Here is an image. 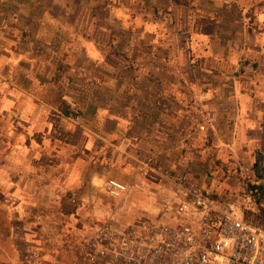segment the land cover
<instances>
[{
  "label": "crops",
  "instance_id": "0c3cea01",
  "mask_svg": "<svg viewBox=\"0 0 264 264\" xmlns=\"http://www.w3.org/2000/svg\"><path fill=\"white\" fill-rule=\"evenodd\" d=\"M9 5L0 6V204L14 227L3 264L38 250L15 220L36 216L50 235L38 208L68 193L99 204L84 192L104 190L108 177L148 194V173L185 164L207 191L197 163L224 145L264 166V0ZM59 76L68 77L64 87ZM159 197L179 196L169 186ZM82 206L67 218L78 219Z\"/></svg>",
  "mask_w": 264,
  "mask_h": 264
},
{
  "label": "rangeland",
  "instance_id": "374dc122",
  "mask_svg": "<svg viewBox=\"0 0 264 264\" xmlns=\"http://www.w3.org/2000/svg\"><path fill=\"white\" fill-rule=\"evenodd\" d=\"M7 1L10 4V9L13 3L18 2V0H0V6L4 2L6 4ZM58 1L65 2V0ZM0 9L2 8L0 7ZM13 10H9L6 14V19L10 24L16 23L17 16L12 13ZM61 17L65 22H69L62 15ZM24 32L31 35L33 31L30 28H24ZM60 77L55 83L64 87L68 83V77L62 79V83ZM189 97H194V95L189 94ZM204 142L208 143V140L203 139L202 144ZM216 142L218 144L219 141ZM181 149V155L184 158L191 153L186 149V146ZM204 151L205 160L203 163H197V166L203 173L209 175V178L203 182L207 192L215 199L231 205L238 210L236 212H239V210L244 211L250 220L257 221L261 219L264 209V166L259 165L258 158L251 160L245 157L240 150L225 145L219 156L217 150L207 149ZM148 174L154 182V187L148 189L150 191L148 194H145L147 192L142 188H134L133 191L128 190L127 187V191L120 198L112 199L105 194L103 187H100L84 192L88 196L96 197L99 204L89 202L82 206L80 196L77 195L76 200L73 201L69 199L68 193L64 195L62 204H51L46 205L44 208H38L40 212L43 211L47 225L53 231L50 235L41 226L44 222L43 219L29 216L24 222L15 220V227L18 231L24 226L26 235L21 234L23 239L26 242H32V245L38 244L35 245L38 250L34 251L31 248L29 250L28 246L26 254L20 257V259L23 257L20 264H84L85 251L83 249L90 247L91 250H95L93 244H97L99 240L98 230L96 229L103 223L109 225L112 230H116L144 218L166 221L171 214V209L177 205L178 200L172 198L169 201H162L158 198H160L159 194L164 192L165 189L174 186L155 173ZM122 182L127 185L126 182ZM84 193L80 195H85ZM143 194L147 195V198L154 203L155 207L144 205L145 196ZM81 206L78 219L71 220L67 218L69 213L75 211L76 207ZM2 207L0 204V264H3L6 259L5 252L2 251V246L6 244V235L14 227L11 221L5 217V206ZM5 231L7 234H5ZM16 243H19L21 250L25 249L26 245L21 239L15 241ZM18 257L16 255V258Z\"/></svg>",
  "mask_w": 264,
  "mask_h": 264
},
{
  "label": "built area",
  "instance_id": "2783aa9c",
  "mask_svg": "<svg viewBox=\"0 0 264 264\" xmlns=\"http://www.w3.org/2000/svg\"><path fill=\"white\" fill-rule=\"evenodd\" d=\"M158 175L179 196L168 219L144 218L116 230L103 223L95 250L83 249L84 264H264L263 225L211 196L185 164ZM126 191L115 178L104 184L112 199Z\"/></svg>",
  "mask_w": 264,
  "mask_h": 264
},
{
  "label": "trees",
  "instance_id": "16d2710c",
  "mask_svg": "<svg viewBox=\"0 0 264 264\" xmlns=\"http://www.w3.org/2000/svg\"><path fill=\"white\" fill-rule=\"evenodd\" d=\"M63 112L66 114V115H68V116H70V115H72V112L71 111H69L67 108H63ZM253 186H258V185H253ZM259 188V187H258ZM257 188V189H258ZM256 189V190H257ZM262 215H263V217H261V219H259V220H257V221H254V222H257V223H259V224H261V225H263L264 226V209H263V213H262Z\"/></svg>",
  "mask_w": 264,
  "mask_h": 264
}]
</instances>
